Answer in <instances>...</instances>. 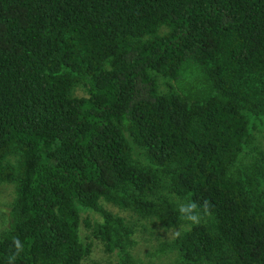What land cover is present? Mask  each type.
Listing matches in <instances>:
<instances>
[{"label":"trees","instance_id":"1","mask_svg":"<svg viewBox=\"0 0 264 264\" xmlns=\"http://www.w3.org/2000/svg\"><path fill=\"white\" fill-rule=\"evenodd\" d=\"M262 133L264 0H0V264L15 239V264H81L82 228L138 264L140 220L179 228L177 264H264Z\"/></svg>","mask_w":264,"mask_h":264},{"label":"rangeland","instance_id":"2","mask_svg":"<svg viewBox=\"0 0 264 264\" xmlns=\"http://www.w3.org/2000/svg\"><path fill=\"white\" fill-rule=\"evenodd\" d=\"M78 96H83V91L76 92ZM258 144L260 150L264 152V133L258 136ZM15 199V184H0V236L6 231L9 225V212ZM104 209L118 214L125 219H135L132 213L120 210L116 207L101 203ZM90 222L99 220L97 213L88 212ZM179 228L163 230L158 223L146 220H140L137 224V234L134 237L136 246L132 249L138 264H177L175 257L171 254H163L161 249L165 242L172 240L178 233ZM82 236L87 239L92 246L91 253L81 264H117V257L114 254H108L103 248V244L90 236L88 230L82 228Z\"/></svg>","mask_w":264,"mask_h":264},{"label":"clouds","instance_id":"3","mask_svg":"<svg viewBox=\"0 0 264 264\" xmlns=\"http://www.w3.org/2000/svg\"><path fill=\"white\" fill-rule=\"evenodd\" d=\"M211 208V205L207 200L202 205H197L195 201L187 204H181L179 206V213L181 219L188 224H198L201 220L202 213L207 214ZM13 246L15 252L9 256L7 264H15L17 257L23 252L24 245L19 239L13 240Z\"/></svg>","mask_w":264,"mask_h":264}]
</instances>
